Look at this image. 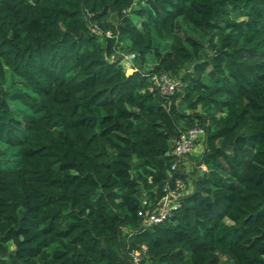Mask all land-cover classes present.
<instances>
[{
	"label": "trees",
	"instance_id": "trees-1",
	"mask_svg": "<svg viewBox=\"0 0 264 264\" xmlns=\"http://www.w3.org/2000/svg\"><path fill=\"white\" fill-rule=\"evenodd\" d=\"M192 126L172 174L191 189L143 224ZM141 245L140 264H264V0H0V264H133Z\"/></svg>",
	"mask_w": 264,
	"mask_h": 264
},
{
	"label": "built area",
	"instance_id": "built-area-1",
	"mask_svg": "<svg viewBox=\"0 0 264 264\" xmlns=\"http://www.w3.org/2000/svg\"><path fill=\"white\" fill-rule=\"evenodd\" d=\"M109 35V32L105 33ZM127 59H132L134 53L123 54ZM151 82L155 85L161 94H171L177 86V79L170 78L165 73H155L151 76ZM203 130L201 127L192 126L180 131L170 143L169 153L173 157L169 165L170 180L165 181L161 187V194L154 202H147L138 210V215L143 224H155L165 220L179 206L180 198L190 189L188 183L178 175H172L178 168V163L183 162V157L193 150L197 139L201 137ZM199 170H204L205 166L200 164ZM145 253L143 245L130 250V257L133 264H140L142 255Z\"/></svg>",
	"mask_w": 264,
	"mask_h": 264
},
{
	"label": "rangeland",
	"instance_id": "rangeland-1",
	"mask_svg": "<svg viewBox=\"0 0 264 264\" xmlns=\"http://www.w3.org/2000/svg\"><path fill=\"white\" fill-rule=\"evenodd\" d=\"M122 53L125 54L124 49H122L121 46L116 47V50H115V53L114 54L115 55H120L121 54V57H123V59L121 60V63L123 64V68L125 70H127V71H131L132 67L136 66V60L134 58L131 59V60L130 59H127V57H124V55ZM196 144H197V142L193 146L194 147L193 150H191V152L187 153L186 156L183 157L185 160H186V158H189V159H193L194 158V156L196 155V153H195V146H196ZM197 148L198 147H196V149ZM179 165H180L179 168H180V170L183 171V173L184 172L185 173L189 172V169H190V164L189 163H187V162L184 161L182 163L180 162ZM189 179H190V176H187V178L184 181H186L188 183V186L190 187L189 189H191V186L192 185H191Z\"/></svg>",
	"mask_w": 264,
	"mask_h": 264
},
{
	"label": "crops",
	"instance_id": "crops-1",
	"mask_svg": "<svg viewBox=\"0 0 264 264\" xmlns=\"http://www.w3.org/2000/svg\"><path fill=\"white\" fill-rule=\"evenodd\" d=\"M123 59V57L121 58V60ZM126 60V59H125ZM130 61V60H129ZM131 63V62H130ZM196 147H198L197 149H196ZM199 150H200V146H199V144L197 143L196 144V146H195V153L197 154L198 152H199ZM190 162V159L189 158H186V160L183 158V162Z\"/></svg>",
	"mask_w": 264,
	"mask_h": 264
}]
</instances>
